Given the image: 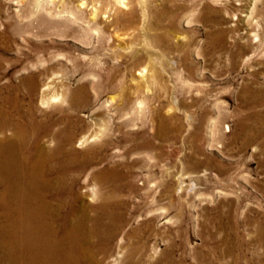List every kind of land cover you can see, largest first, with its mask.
<instances>
[{"label":"rangeland","instance_id":"rangeland-1","mask_svg":"<svg viewBox=\"0 0 264 264\" xmlns=\"http://www.w3.org/2000/svg\"><path fill=\"white\" fill-rule=\"evenodd\" d=\"M43 2L0 0V110L99 134L66 180L77 207L121 200L109 263L264 264V0Z\"/></svg>","mask_w":264,"mask_h":264},{"label":"bare ground","instance_id":"bare-ground-1","mask_svg":"<svg viewBox=\"0 0 264 264\" xmlns=\"http://www.w3.org/2000/svg\"><path fill=\"white\" fill-rule=\"evenodd\" d=\"M43 1L38 3L42 5ZM116 1L124 5L123 0ZM83 6L84 2L77 8L81 11ZM5 62L1 57L0 70ZM24 86L29 96L37 95V76L26 78ZM51 89L46 83L43 96H48ZM80 95L81 91L75 92L73 99ZM58 98L59 94L45 98L42 104L47 106ZM252 99L263 105L264 90ZM13 109H17V119L0 110V264H110L108 260L116 254L115 241L126 225L121 200L107 203L104 199L97 205L77 207L71 204L81 199L75 194L77 180H66L77 157L66 147L75 141L84 147L97 141L99 134H85L78 139L74 132L77 123L71 121L56 131L54 124L38 120L33 112L23 114L18 104ZM248 130L252 131L253 126ZM49 142L54 144L53 149L48 148ZM110 144L106 141L101 146ZM90 163L86 160L79 167L85 170ZM107 175L101 172L102 184L107 182ZM114 186L121 189L120 185ZM91 192L98 196L95 190ZM117 255L113 264H119L121 249Z\"/></svg>","mask_w":264,"mask_h":264}]
</instances>
